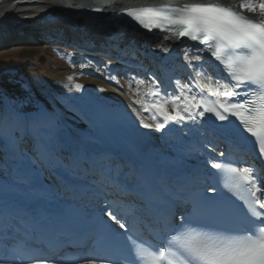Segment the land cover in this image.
<instances>
[{
	"label": "snow or ice",
	"instance_id": "obj_1",
	"mask_svg": "<svg viewBox=\"0 0 264 264\" xmlns=\"http://www.w3.org/2000/svg\"><path fill=\"white\" fill-rule=\"evenodd\" d=\"M232 3L123 10L188 47L186 79H129L137 95L147 87L151 102L134 103L154 124L80 83L59 95L0 93V264H264V171L232 157L243 141L264 163V0ZM68 111L87 126L70 127ZM209 124L224 149H209ZM172 128L180 134L165 138L166 154L143 133ZM118 129L128 132L119 153L110 146Z\"/></svg>",
	"mask_w": 264,
	"mask_h": 264
},
{
	"label": "bare ground",
	"instance_id": "obj_2",
	"mask_svg": "<svg viewBox=\"0 0 264 264\" xmlns=\"http://www.w3.org/2000/svg\"><path fill=\"white\" fill-rule=\"evenodd\" d=\"M101 1L71 0V2L84 7L54 11L52 9L53 4H67L69 0H0V49L6 45H21L32 42L31 40L34 38L32 32L39 33L41 27L43 30L45 29L44 31L51 33L60 30L63 33L62 39L66 42L65 47L68 49H76L92 55L94 59L107 57L114 61L115 65L110 67L108 75L116 76V72L130 71L140 67L148 72L150 76H155L165 86L169 84L170 80L177 78L184 80L187 78V71L183 64V52L188 51L186 44H181L175 36L168 32L156 29L148 32L141 26L114 24L102 20L100 17L98 18L102 12L93 11L92 6L102 5L100 4ZM133 1L138 0H116L114 2L118 5H127ZM189 1L190 3L209 2V0ZM217 2L225 6L235 7L232 0H217ZM14 13H21L22 16L12 23L8 17ZM9 24H20L22 29L6 31L5 27ZM164 48H168L169 51H162ZM119 67H123V69H119ZM180 71L185 72V74H180ZM129 78H131V75ZM30 79L40 94L47 95L48 92H51L55 95L51 87L37 80L38 78L31 76ZM108 82L103 79L102 82L92 81L89 83L88 90L92 89L94 94L98 96L105 91H109L113 95L116 105L120 106L122 110L131 104L141 112V116L146 123L154 124L157 122V120L152 119V113H145L134 103L135 99H144L149 103L151 102V97L146 95V86H142L140 94L137 95L134 81L131 88L128 85L125 89L116 87L117 84L116 86L111 84L107 86ZM99 89H104V91L100 92ZM85 94L88 95V92ZM65 116L72 128L83 130L87 126L85 121L77 118L71 111H68ZM157 119L159 118L157 117ZM143 131L147 132L148 136L156 142L153 147L156 149L163 148L164 154L168 152V149L164 147L165 138L173 140L180 134L179 129L176 128L165 130L163 135L153 130ZM202 131L206 133V141H216L224 145L217 138L210 124ZM125 135H128L126 130L118 129L110 145L118 153L124 150L122 137ZM209 147H211L210 144ZM197 165L198 160L195 155L188 159V167H196ZM255 165L258 169L264 171L261 165ZM110 198L115 199L116 197L112 195Z\"/></svg>",
	"mask_w": 264,
	"mask_h": 264
},
{
	"label": "rangeland",
	"instance_id": "obj_3",
	"mask_svg": "<svg viewBox=\"0 0 264 264\" xmlns=\"http://www.w3.org/2000/svg\"><path fill=\"white\" fill-rule=\"evenodd\" d=\"M21 16V13H14L8 19L14 23ZM5 28L6 31H12L20 29L21 25L9 24ZM40 28L39 33L32 32L33 42L6 45L0 49V93L20 96L25 94L24 88H30L33 93L40 94L33 85L31 76L50 86L55 95H59L62 89H71L75 83H80L85 86L88 94L96 96L92 89L88 90L89 83L92 81L102 82V79L109 81L107 86L110 84L116 86L115 81L106 78L109 76L110 67L115 65V62L112 64V60L107 57L94 59L92 55L76 49H68L65 47L66 42L62 39L63 33L60 30L51 33L44 32L45 29ZM109 61H111V65L108 64ZM119 69H123V67H119ZM130 75L131 78L141 77L146 81L150 76L141 68L133 72H116V77L119 79L120 85L123 86L122 88L116 87L127 88ZM68 77H72V80L70 81ZM101 96L108 104L116 105L115 99L109 91H105Z\"/></svg>",
	"mask_w": 264,
	"mask_h": 264
},
{
	"label": "water",
	"instance_id": "obj_4",
	"mask_svg": "<svg viewBox=\"0 0 264 264\" xmlns=\"http://www.w3.org/2000/svg\"><path fill=\"white\" fill-rule=\"evenodd\" d=\"M145 138L151 142L150 146L153 144V140L147 136V134L143 131Z\"/></svg>",
	"mask_w": 264,
	"mask_h": 264
}]
</instances>
